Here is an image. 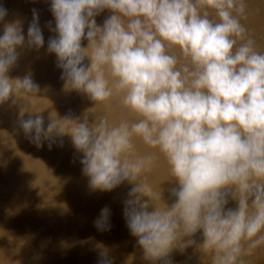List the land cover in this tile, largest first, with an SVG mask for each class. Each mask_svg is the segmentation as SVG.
Masks as SVG:
<instances>
[{
  "label": "clouds",
  "instance_id": "clouds-1",
  "mask_svg": "<svg viewBox=\"0 0 264 264\" xmlns=\"http://www.w3.org/2000/svg\"><path fill=\"white\" fill-rule=\"evenodd\" d=\"M47 2L54 35L46 53L61 91L90 103L61 115L31 71L11 75L46 42L39 10L25 33L24 19H8L0 4V108L16 110L18 132L37 148L70 138L93 191L131 186L123 216L145 264H174L189 250L198 264H259L264 46L248 27L250 0ZM113 101L126 117L113 119ZM110 215L101 210L98 231L110 230ZM96 248L99 264H113L105 245ZM136 250L124 264H134Z\"/></svg>",
  "mask_w": 264,
  "mask_h": 264
},
{
  "label": "water",
  "instance_id": "water-1",
  "mask_svg": "<svg viewBox=\"0 0 264 264\" xmlns=\"http://www.w3.org/2000/svg\"><path fill=\"white\" fill-rule=\"evenodd\" d=\"M0 4L9 10L8 19H24L25 33L32 9L39 10L46 42L39 52H26L11 75L31 71L42 89H51L48 95L61 115L69 110L79 115L90 102L75 92L61 91L56 58L46 53L47 40L54 35L45 27L48 21L54 25L47 0H0ZM250 9L248 27L264 46V0H250ZM109 14L106 11L97 17V22L102 23ZM112 109L113 119L128 115L116 101ZM16 120L15 109L0 108V264H99L97 243L110 250L113 264H124L127 255L136 250L123 216V202L131 186L125 183L111 192L91 190L88 178L81 172V154L75 152L70 138H64L63 147L54 144L49 149L45 142L37 148L18 132ZM163 171L161 168V175ZM61 202L69 206L68 213L57 207ZM105 207L111 212V227L101 232L94 221ZM136 251L134 264H145L142 254ZM173 261L198 264L191 250L186 255L174 254ZM259 264H264V259Z\"/></svg>",
  "mask_w": 264,
  "mask_h": 264
}]
</instances>
